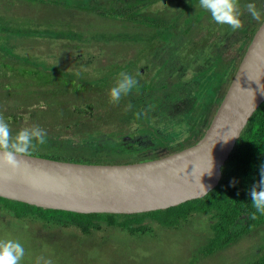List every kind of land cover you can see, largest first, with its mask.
<instances>
[{"label":"trees","instance_id":"trees-1","mask_svg":"<svg viewBox=\"0 0 264 264\" xmlns=\"http://www.w3.org/2000/svg\"><path fill=\"white\" fill-rule=\"evenodd\" d=\"M26 1L31 5L36 2V0ZM134 1L123 0V5L118 4L119 21H122L124 23L123 26L128 28V30L122 29L123 32L119 33L108 32L107 35H104L107 36V39H103L105 44L102 46L106 48L103 49L101 47L99 51L100 54L104 50L107 52V46L119 43L118 41H126L130 45L137 42L143 43L144 47L140 51H143L144 54L139 52V55L136 57H151V54L157 51L170 49L171 56L168 58V61L164 64L154 61V66H158L156 73L150 76L148 80H143V82L138 81L136 87L128 95H124L133 98H135L136 93L143 98L149 95L156 96L157 104L155 106L159 107L155 108V106H151V103L146 99L145 101H141V106H137V103L136 106L132 107L127 117L113 116L112 111L119 110L117 107L122 108L124 100H122V103H120L121 101L118 103L111 102L109 91L114 85L107 80L106 72H110L111 70L116 72L119 68L115 65L108 66L105 71H96L95 69L94 75L90 76L92 79L90 83L81 79L78 82V91L84 93L78 100H85L80 103L81 105L78 108L73 110L77 115L76 118L67 119V116L61 115L60 118L51 120L50 122H54V124L50 126L52 127V132L50 135H48L49 133L47 134L46 142L39 144L34 141L33 147L27 152L28 154L74 162L115 164L151 160L177 152L185 147L175 146L170 141H167L166 135L169 132L171 122L167 126L168 129H166L165 141L161 144L164 148L155 149L152 146V143L155 142L152 136L153 131H156L154 125L159 126V124H155L154 121L151 122V118L167 112L166 106L175 104L194 90L195 93L206 90L207 94L205 100L202 99L197 106L199 108L198 114L202 118L200 120L201 123L190 125L189 127L190 131L194 130L193 133L196 136L195 141L189 145L195 144L205 134L235 76L246 49L262 24L251 18L245 9V5L254 2L257 6L261 0H238L242 13L241 16L245 15L241 19L243 27L236 31L237 36L232 37L233 43L229 49L234 47L235 54L228 64L230 68H226L225 70L222 68V64L226 59L225 53L223 54L222 52L224 41H220L219 36L232 29L228 25H220L214 22L211 19V15L200 7L198 0H196L198 3H191L195 11L190 10L185 13H182V7L189 4L187 0H173L174 2H180L177 7H175L177 4L175 5L174 3L170 9L156 8V11L151 6L158 0H153L154 2L141 0L138 3ZM174 7L177 8L174 10H178V15H184V17H165V15H169L167 14L169 10L171 12L174 11ZM194 16H198L203 20L199 22L198 19L194 22ZM113 17H117V15H113ZM205 18H208L207 22L204 20ZM262 20H264V9L262 11ZM6 22L7 17H0V50L3 51L0 52V97H17L18 91L14 89L13 83L17 87H24L29 91V94L34 93L33 90L36 95L49 94L48 96L52 100L58 97L60 92L68 93L65 89H68L69 80L65 83L59 81V89L54 86L45 88L46 84L57 81L56 76H59V74L55 75V73L48 71L49 74L45 75L40 70L30 71L26 67L22 70L10 68L7 58L8 46H3V43L6 42L3 35L6 29ZM181 22H184L185 28H178V24ZM28 24L33 25L32 23ZM200 24L203 25L202 29L196 30ZM31 25L30 27H32ZM139 26L141 27L140 36L136 34V31L133 32ZM30 27L27 29H31ZM131 28L134 30H129ZM204 32L211 36L208 37V34H206L205 41H201V36L199 37V35ZM217 32L219 33L217 34ZM144 35L146 36L144 37L145 39L143 38ZM232 35L233 33L230 34V36ZM184 37H186V44L180 43ZM157 39L160 41H157ZM212 39L213 42H211ZM234 39L236 40L235 43ZM162 40L164 41L162 42ZM71 41L74 43L73 39ZM78 46L79 48L81 47L80 44ZM4 48L6 50L5 53ZM18 58L20 57L18 56ZM125 58L128 59L124 61L126 67L124 72L130 73L138 80V73L140 75L142 73L138 70L136 58ZM197 60L202 61L203 63L200 64H203L205 67L209 66L205 71H209L208 73L195 71ZM7 72L13 75H21L25 78L19 82H7L4 81V74ZM188 72L192 74V77H187V79L186 74L188 76ZM68 73L70 72L67 71ZM198 78L201 79L197 83L196 88L193 86L186 87V83L190 84ZM35 84L36 86L39 85V89H29L30 86ZM49 86H52V84ZM72 91L76 92L75 90ZM208 100L215 105V109L210 117L207 115L205 117V110L211 106V104L206 105ZM67 101L70 102L71 100L64 99L61 102L63 104L62 108L67 109ZM50 104L53 106V109L56 107L55 104L51 102ZM24 107L18 105L17 107H9L7 109L8 113L0 111V116L10 119L15 124H20L21 120L25 118V112L22 110ZM91 107L96 111L95 114L91 115L89 112L87 113ZM39 114H42L41 110H39ZM143 116L142 120H138ZM167 119L169 120V118ZM167 119L163 122L164 125H167ZM103 123L116 128L115 130L108 131L101 127ZM134 124L136 125L134 133H138L137 135L131 133L132 131H128V128L131 129V125L133 127ZM156 137L158 136L156 135ZM48 138H54V140ZM157 140H161V138H157ZM135 143L139 145V148L133 149V144ZM150 145L153 148L145 151L144 149H147ZM141 151L144 152L139 153ZM262 165H264V102L255 110L240 137L237 139L229 158L222 167V177L219 184L202 198L188 200L166 209L123 214L78 213L49 209L0 196V213L10 218L24 219V221L27 218L34 219L48 228L74 226L87 231V229L92 227L108 225L119 226L132 232L139 225H147V218H150L151 222H156L165 227L179 228L194 215H202L209 220L212 233L208 245L214 247L213 249H220L237 241L242 235L251 232L256 233L264 229V215L256 213V218H251V214L255 212V209L251 204V197L249 195L251 187L260 180V168ZM233 180L236 181L234 186L232 184ZM259 254L260 257L252 264H264V245Z\"/></svg>","mask_w":264,"mask_h":264},{"label":"rangeland","instance_id":"rangeland-1","mask_svg":"<svg viewBox=\"0 0 264 264\" xmlns=\"http://www.w3.org/2000/svg\"><path fill=\"white\" fill-rule=\"evenodd\" d=\"M135 1L138 3L141 0ZM144 1L154 2L156 0ZM198 1L187 0L189 4L182 7V13L190 10L194 12L195 9L191 3H198ZM27 2L26 0H0V17H7L6 29L3 33L6 42L3 43V46H8L7 58L10 68L22 70L26 67L30 71L40 70L45 75L49 74L48 71L55 73V75L59 74L56 76L58 80L55 79L57 81L51 82L52 86L46 84L45 88L54 86L59 89V81L65 83L69 80L68 89H65L68 93L60 92V95L52 100L48 96L49 94L36 95L33 89H39V85L30 86L29 89H32L34 93L29 94V91L24 87H17L13 83L14 89L18 91L17 97H0V111L3 113H8L7 109L12 106H25L22 109L25 112V118L21 120L20 124H15L10 119L3 117L9 124L13 135L17 133L18 129L33 125L40 126L50 135L52 132L50 126L54 124V122H50L51 120L58 119L61 115L67 116V119L76 118L77 115L73 110L85 100H78L84 94L78 91V82L81 79L90 83L92 80L90 76L94 75L95 69L96 71H105L108 66L116 65L119 68L116 72L113 70L106 72L107 80L114 85L118 79V74L126 69L124 61L128 58L125 57L136 58L138 70L142 73V75L138 73L137 81L143 82L156 73L158 66H154V61L164 64L171 56L170 49H167L157 51L151 54V57H136L139 52L143 53L140 49L144 47V44L137 42L130 45L126 41H118L119 43H116L118 45H109L107 52L104 50L100 54L99 49L104 46V40L107 39V36L104 35H107L108 32H123L122 29L128 30L118 17V4L123 5V0H36L33 5ZM174 3L177 4L175 6L177 7L180 2L158 0L151 8H155V11L156 8L170 9ZM175 7L173 10L177 9ZM257 8L261 12L263 11L264 0L257 4ZM167 14H169L165 15L167 18L170 16L184 17V15H178V10L172 12L169 10ZM113 15H117V17H113ZM243 17L241 16V19ZM198 19L199 22L203 20L198 16L193 17L194 22ZM204 20L207 22L208 18ZM28 23H32L33 25L30 24L32 27ZM28 27L31 29H27ZM202 27L203 25L200 24L196 30H200ZM140 28L139 26L135 30L132 28L129 30L136 31V34L140 36ZM178 28H185L184 22L178 24ZM231 31H226L225 34L219 36L220 41H224L222 52L226 55L222 64L223 70L230 68L228 64L235 54L234 47L231 49L229 47L233 43L232 37L237 36V32ZM231 33H233L232 36H230ZM206 34L208 33L204 32L199 35L201 41H205ZM210 36L208 34V37ZM144 37L146 36L144 35ZM72 39L74 43H72ZM157 41L160 40L157 39ZM185 42L186 37L180 41L182 44H186ZM78 44L81 45L80 48ZM3 50L5 53V48ZM0 52L3 51L0 50ZM18 56L20 58L17 59ZM196 63L195 71L205 74L209 72H205L209 66L205 67L200 64L203 63L202 61L197 60ZM67 71L70 72L68 73L70 75L67 74ZM52 76L54 75L52 74ZM95 76L97 75L95 74ZM187 77H192V74L188 72ZM23 78L25 77L13 75L10 72L4 74V81L7 82H19ZM200 79H195L190 84L186 83V87L193 86L196 88ZM206 94V90L196 93L194 90L175 104L166 106L167 112L151 118V122L154 121L155 124H159V126H153L156 128V131H153L154 134L152 133L155 141L152 146L155 149L164 148L161 144L165 141L166 129H168L167 126L170 122L169 132L166 135L167 141L175 146L185 148L195 141L194 130L190 131L189 127L201 123L202 118L198 114L199 108L197 106L202 99L205 100ZM156 98L153 95L143 98L137 93L135 98L122 96L120 103L124 100L123 107H117L119 110L112 111V115L127 117L130 109L137 103V106H141V101L147 99L151 106H155L157 104ZM64 99L71 100L66 103L67 109L61 107L63 105L61 102ZM50 102L55 104L54 109ZM207 102L206 105L211 104V106L205 110V117L206 115L210 117L215 105L210 100ZM158 107L155 106V108ZM39 110L42 111V114H39ZM88 112L91 115L96 113L93 107ZM143 118L144 116L138 120ZM165 119H167V125L163 123ZM101 127L108 131L116 128L104 123ZM134 127H136L135 124L133 127L131 125V129L127 127L128 131L134 133ZM134 134L137 135L138 133ZM157 138H161L162 141L157 140ZM50 140H54V138ZM152 146L150 145L144 150L152 149ZM134 148H139V145L133 144ZM146 223L147 225H139L134 228L133 232L119 226L108 225L92 227L84 231L74 226L48 228L34 219L27 218L24 221V219L10 218L0 213V239H11L22 244L25 248V256L20 264H36L40 257L50 259L52 264H252L260 257L259 251L264 245V229H261L256 233L251 232L242 235L230 245L213 249L214 247L208 245L212 234L209 220L202 215H194L179 228L159 225L156 222H151L150 218L146 219Z\"/></svg>","mask_w":264,"mask_h":264},{"label":"water","instance_id":"water-1","mask_svg":"<svg viewBox=\"0 0 264 264\" xmlns=\"http://www.w3.org/2000/svg\"><path fill=\"white\" fill-rule=\"evenodd\" d=\"M264 102V23L256 31L202 138L177 152L132 163H84L18 154L0 160V196L78 213H141L202 198L214 189L255 110Z\"/></svg>","mask_w":264,"mask_h":264},{"label":"clouds","instance_id":"clouds-1","mask_svg":"<svg viewBox=\"0 0 264 264\" xmlns=\"http://www.w3.org/2000/svg\"><path fill=\"white\" fill-rule=\"evenodd\" d=\"M199 5L210 13L211 19L217 24L228 25L233 31L243 27L238 0H199ZM245 9L253 20L264 23L262 12L254 2L247 3ZM137 83V79L130 73L121 71L109 91L111 102L118 103L122 96L136 87ZM46 137V131L38 125L22 128L13 135L9 124L0 116V160L7 167L15 169L19 166L18 154L27 153L33 147L34 141L44 144ZM235 183L233 180V186ZM249 195L255 209L251 218L255 219L256 213L264 215V165L260 168V180L251 187ZM24 256L25 248L21 243L11 239H0V264H20ZM36 264H52V261L40 257Z\"/></svg>","mask_w":264,"mask_h":264}]
</instances>
